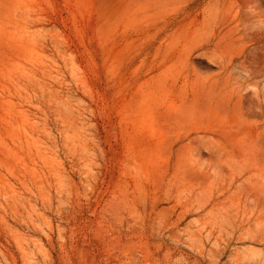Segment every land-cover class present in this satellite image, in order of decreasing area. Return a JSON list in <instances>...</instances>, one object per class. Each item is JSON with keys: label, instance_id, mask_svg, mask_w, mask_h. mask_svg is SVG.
Masks as SVG:
<instances>
[{"label": "rangeland", "instance_id": "rangeland-1", "mask_svg": "<svg viewBox=\"0 0 264 264\" xmlns=\"http://www.w3.org/2000/svg\"><path fill=\"white\" fill-rule=\"evenodd\" d=\"M0 264H264V0H0Z\"/></svg>", "mask_w": 264, "mask_h": 264}]
</instances>
